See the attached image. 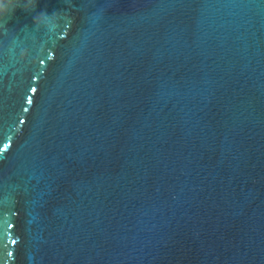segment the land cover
Instances as JSON below:
<instances>
[{
    "label": "water",
    "instance_id": "water-1",
    "mask_svg": "<svg viewBox=\"0 0 264 264\" xmlns=\"http://www.w3.org/2000/svg\"><path fill=\"white\" fill-rule=\"evenodd\" d=\"M5 6L0 264H264V0Z\"/></svg>",
    "mask_w": 264,
    "mask_h": 264
},
{
    "label": "clouds",
    "instance_id": "clouds-1",
    "mask_svg": "<svg viewBox=\"0 0 264 264\" xmlns=\"http://www.w3.org/2000/svg\"><path fill=\"white\" fill-rule=\"evenodd\" d=\"M28 3L33 7L23 8L25 12H34L37 8V0H28ZM18 6L7 7L5 0H0V28L5 26L6 19ZM70 15H65L63 12H56L49 15L46 12H41L34 17V26L47 32H55L61 21H69Z\"/></svg>",
    "mask_w": 264,
    "mask_h": 264
}]
</instances>
